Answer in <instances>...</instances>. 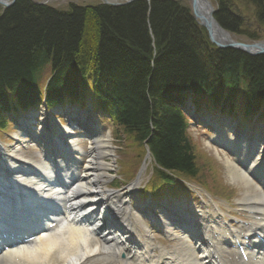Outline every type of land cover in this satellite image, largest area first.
<instances>
[{
	"label": "trees",
	"instance_id": "1",
	"mask_svg": "<svg viewBox=\"0 0 264 264\" xmlns=\"http://www.w3.org/2000/svg\"><path fill=\"white\" fill-rule=\"evenodd\" d=\"M244 1L263 26L264 0ZM216 3L219 24L239 31L233 4ZM86 95L109 113L116 135L148 145L157 177L164 170L192 177L197 157L169 101L238 99L249 112L264 110V55L215 48L183 0L63 8L15 0L0 12V127L6 112L36 106L43 96L51 105Z\"/></svg>",
	"mask_w": 264,
	"mask_h": 264
},
{
	"label": "bare ground",
	"instance_id": "2",
	"mask_svg": "<svg viewBox=\"0 0 264 264\" xmlns=\"http://www.w3.org/2000/svg\"><path fill=\"white\" fill-rule=\"evenodd\" d=\"M75 80H78L76 77ZM76 90H83L81 89V86L75 87ZM77 94V91H75ZM71 100V99H70ZM61 130H63L65 133H70L69 127L65 126L60 127ZM262 141L264 143V136L261 137ZM53 139L58 142L65 150L68 149V145H71L70 149L72 152H76L77 148L74 146V142L72 139V136L68 134V137L62 135L59 136L56 134ZM18 146V145H17ZM12 147L10 148L9 152L5 153L2 152L1 154L5 156V159L2 158L1 163L4 166H10L12 169L8 171H4L3 178L6 176H12L15 177L18 180H24L23 183L26 184L27 187L32 188L33 190L37 191L38 193L41 192L43 196L48 197H61V194H57V191L60 190L59 187L55 185H51L46 179H43L40 181L41 178L35 176V175H29V174H16L19 171H24L27 173V170L35 169L39 170L40 174L42 173L51 178L52 170L49 164L46 162L45 159L42 161H35L30 158L23 159L26 160V162L32 163L34 166L31 167L30 163H24L21 161L20 157L18 156V147ZM252 144L249 142H245L243 145V152H238L237 158H240L241 160H252L249 163V169H253V165L255 163V160H257L258 157H255V151L251 150ZM8 154V155H5ZM91 159H89L85 165V168L83 170V174H80V176L72 183L71 185H67L68 187V194L72 195V198H74L76 201L72 202V204L78 205L79 209L81 210L84 207H89L91 202H88L92 198H95L98 193L97 190L102 189V186L104 184V179L107 177L108 171L111 168V161L107 159V157H113L112 154V148H110L109 145V135H106L105 137H98L95 140V146L89 153ZM65 160L62 159L59 161L60 164H65ZM225 165L227 167V173L229 176H231L233 179H236V185L241 187V194L242 199L245 201L243 204H245L248 207L249 211H253V220L250 221L245 230L243 232H251V237H256V231H259L262 233V235L257 238L256 240L259 242L261 240L264 241V194L257 193L256 192V186L252 188L251 184L253 183L252 178L249 176L248 170H243L235 165L232 161L225 162ZM58 171H61L63 178H68L72 174H74L75 169L74 166H56ZM261 168L262 165H259ZM145 167H143L142 172ZM264 169V168H263ZM0 170L3 171V167L0 164ZM31 174V171H29ZM142 172L140 173V176L142 175ZM262 179H260V182L264 184V171H262ZM1 183V180H0ZM45 186V187H44ZM3 190H1L0 194L4 196V191L9 190V184H6L2 186ZM1 196V195H0ZM57 206H62L63 202L62 199H57ZM20 201L12 199L11 195H8L5 197V200L2 201L1 205L7 208L8 211H11L12 208L15 209L14 204L18 208L17 213H26L24 216L27 215H34V213H29V209L24 207L20 204ZM55 208V206H54ZM35 209V208H34ZM36 210V209H35ZM37 211V210H36ZM47 212V211H46ZM44 212V214L46 213ZM79 213L78 211H76ZM10 214V212H8ZM41 212H39L40 214ZM68 211L63 209L60 212V215L63 216L64 214H67ZM74 213V212H73ZM125 215H128V212H124ZM194 213V212H193ZM41 215V216H44ZM192 214V213H189ZM55 221V220H54ZM52 221V222H54ZM128 226H132L131 221L126 218ZM34 223H37L35 220ZM243 224H240L238 227L242 228ZM230 228V227H229ZM226 228V229H229ZM200 229V228H199ZM200 231V230H199ZM80 228H75L68 233V243L64 244L65 242H61L59 245L58 243L60 241V237L58 233L53 234L48 240L55 245L56 251H41L39 255H33L26 258H14L12 260L2 262L0 264H118L119 260L122 262L121 264H131V261L133 259H139V256H132L131 249H125V247L121 244H117L113 238L101 242L98 245H92V242L87 239L86 244H78V239L80 238L79 233ZM241 231H235L236 234H240ZM202 233V231H200ZM224 234L232 235L234 234V228L230 229L229 231H223L220 230L217 226V230H215V233L213 235V242L219 243L220 240H222ZM205 233L203 234V236ZM28 236V235H27ZM65 236V235H64ZM31 238V237H29ZM200 240H203L201 238ZM233 240V239H232ZM250 240V239H249ZM202 243H204L202 241ZM224 243V242H223ZM46 245V244H45ZM147 241H144L142 243V247H147ZM96 247V248H95ZM93 249H98L97 251H92ZM123 250L125 252L124 258L116 257L117 252ZM58 251V252H57ZM201 255L199 257L191 256L190 254H183L178 253L175 254V250L173 252V255L170 253H167L168 257H164L165 260H170L172 263L173 261L180 260V264H213L210 262V255L209 249L207 247H202L201 249ZM57 252V253H56ZM183 252H187V250H183ZM250 251H248V254ZM257 252L251 253L253 255L249 258L248 262H245L244 264H264V257L254 256ZM56 254L55 257L49 261L47 258L50 256H53ZM135 254V253H134ZM208 254V255H207ZM72 257H75V259H72ZM119 259V260H118ZM225 260V259H224Z\"/></svg>",
	"mask_w": 264,
	"mask_h": 264
},
{
	"label": "rangeland",
	"instance_id": "3",
	"mask_svg": "<svg viewBox=\"0 0 264 264\" xmlns=\"http://www.w3.org/2000/svg\"><path fill=\"white\" fill-rule=\"evenodd\" d=\"M34 1H38V2H46L48 4H51L53 6H57V7H64L66 6L67 3L69 2H73V3H78V4H83V5H88L90 3H97L100 2L99 0H34ZM185 1L187 4H190L187 0H183ZM211 2L215 3L216 5V1L217 0H210ZM228 4H236L237 7L239 8L238 10V14H240L243 18L242 21V26L241 28H239V31H237L236 33H232V37L236 38L242 42H247L250 43L252 41H254L253 38L248 37L249 34H251L250 36H258V38L256 40H261L264 42V26L261 27L260 29H258L256 27L257 21L254 17V7L252 4H249L248 2L244 1V0H226ZM110 2H112V0H110ZM1 6V5H0ZM233 13L235 12L234 8H231ZM6 131L8 132V135L10 136H14L15 130H13V128L8 127L6 129ZM192 133H196L199 134L197 131L196 132H192ZM14 134V135H11ZM2 136V140H4L6 143L7 142H11V143H7V145H15V141L14 140H9L10 138H8L9 136H7L6 134H1ZM197 140H198V146L199 149L202 152H207L208 154H210L213 158H215L220 164H221V174L220 176H223L224 178L227 179V177H225V168L223 167L224 165V160L227 158L226 154L222 151L219 150L215 147H213V145H211L210 143H208V138H203L200 135H197ZM132 141L129 138H125V135L121 136V141H119L113 134V136L111 137L110 143H111V147H112V153L114 154V156L111 157H107L108 160L111 159V169L109 170V176L112 177L111 181L108 183H105V185L109 186L110 184H112V182H114L115 180H117V184L122 187H124L125 185H122L124 182V173L123 171H128V168H131L129 173L133 172L137 167H138V163H137V153L140 152L141 154L143 153V149H144V153H145V148L143 147V145H141L139 148H137V145L134 146V144L131 143ZM25 144H27V142H24ZM80 143H83L82 140L80 141ZM210 144V145H208ZM20 146V144H19ZM83 148L85 149L86 152H88V150H86V148L84 147V145H82ZM9 149V147H8ZM121 153L124 154V156L126 154V162L124 164H121L120 162L124 159V157L122 158V160L120 162H117L118 157L121 156ZM19 155L24 156L25 158H32L34 160H37L39 157V150L35 147H29L27 146V148H22L19 151ZM37 157V159H35ZM89 158V155H86V159ZM210 164H213L214 162L212 161L211 158L206 157L205 158ZM197 166L199 167V172L198 174H206L207 173V169L206 167L208 166V162H206L204 159L197 157ZM214 160V161H216ZM152 162H149L148 165H150ZM150 169L147 170V172L145 171L144 173V177L143 179L147 180L150 173H149ZM115 177V178H114ZM220 184L222 185V187L224 188V182L222 180H220ZM120 186V187H121ZM119 187V189H120ZM222 188V189H223ZM237 189H235L232 192L233 197L236 199H241V188L239 186H236Z\"/></svg>",
	"mask_w": 264,
	"mask_h": 264
},
{
	"label": "water",
	"instance_id": "4",
	"mask_svg": "<svg viewBox=\"0 0 264 264\" xmlns=\"http://www.w3.org/2000/svg\"><path fill=\"white\" fill-rule=\"evenodd\" d=\"M13 0L7 2L6 0H0V5L8 6ZM132 0H124V2H130ZM193 16L199 21V24L206 30V35L212 44L217 48H234L241 50L249 55L264 54V42L252 41L250 43L242 42L232 37V35L223 28L219 22L214 18L215 8L210 0H188ZM235 10L238 12V7L235 6ZM242 18V16L238 15ZM260 29V26H257Z\"/></svg>",
	"mask_w": 264,
	"mask_h": 264
},
{
	"label": "snow or ice",
	"instance_id": "5",
	"mask_svg": "<svg viewBox=\"0 0 264 264\" xmlns=\"http://www.w3.org/2000/svg\"><path fill=\"white\" fill-rule=\"evenodd\" d=\"M61 227H63V225ZM42 239H44V238H42ZM97 250L98 249H93L92 251H97ZM35 251H37V249L35 247H33L31 249H29V248H22V249H18V250H13L12 253H6L5 255L6 256H9V255H21V254H23L25 252H35ZM72 259H75V257H72Z\"/></svg>",
	"mask_w": 264,
	"mask_h": 264
},
{
	"label": "clouds",
	"instance_id": "6",
	"mask_svg": "<svg viewBox=\"0 0 264 264\" xmlns=\"http://www.w3.org/2000/svg\"><path fill=\"white\" fill-rule=\"evenodd\" d=\"M91 234V230L89 229V235ZM33 243H34V241H33Z\"/></svg>",
	"mask_w": 264,
	"mask_h": 264
}]
</instances>
